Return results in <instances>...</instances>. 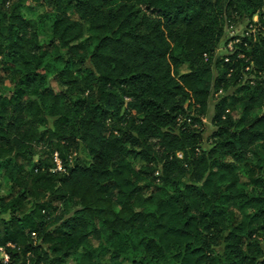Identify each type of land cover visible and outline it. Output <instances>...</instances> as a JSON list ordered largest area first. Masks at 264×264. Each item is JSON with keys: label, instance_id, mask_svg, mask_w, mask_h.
<instances>
[{"label": "trees", "instance_id": "trees-1", "mask_svg": "<svg viewBox=\"0 0 264 264\" xmlns=\"http://www.w3.org/2000/svg\"><path fill=\"white\" fill-rule=\"evenodd\" d=\"M6 83L0 264H264V0H0Z\"/></svg>", "mask_w": 264, "mask_h": 264}, {"label": "rangeland", "instance_id": "rangeland-1", "mask_svg": "<svg viewBox=\"0 0 264 264\" xmlns=\"http://www.w3.org/2000/svg\"><path fill=\"white\" fill-rule=\"evenodd\" d=\"M48 7L47 6H39V5H34L31 2H26V5L24 7V10L22 11L23 16L26 19H30V20H34L36 18H38L39 15H42L45 12H48ZM255 20V19H254ZM248 21L247 20H241L237 23H235L233 26H235L233 28L234 30V35H240L243 31L244 28L247 26ZM230 26H226L225 30H224V34L223 37L221 39L220 42V48L218 50V54L221 56L222 55V46L223 43L227 40L228 36H230L229 31L231 32V30H229ZM51 37V32H50V23L49 22H45L40 26V30H39V41L40 44L46 45L48 43V41L50 40ZM81 44H85V46H89L87 47L88 49H91V46H93L95 44V42L93 41V33L89 30V29H85L84 33L82 35V38L80 40ZM50 62L52 63V70L55 71H61V69H63L62 65H59L57 62L50 60ZM90 64L86 63V65L84 66L83 70H81L80 72V76H83L89 69H90ZM180 72L181 73H186L187 72V68L184 66L182 68H180ZM54 75V74H53ZM49 76L48 80H47V86L49 88H51L55 93H61L63 92V90L66 89V87L62 86L61 84L58 83V81H56V77ZM213 77L215 76V74H213ZM55 76V75H54ZM213 77L211 80V83L213 82ZM8 88V84L6 83L5 85H1L0 84V94L5 93V89ZM233 91H229L225 94H219L216 98L213 99V101L210 102V106H209V112H208V116L205 117L204 123H205V130L203 132V137H202V147L203 148H210L211 147V134L212 132L215 130L213 126H211L210 124V120L211 117L213 115L214 112V106L216 104V101L219 100L220 97L226 96L228 98V100H231L230 97L233 95ZM124 108H126V102L124 103V106L122 107V111L124 110ZM234 113V112H233ZM132 115H135V112L132 111ZM238 116V113L235 112V114H233V117ZM261 151V150H260ZM260 151H258L260 153ZM253 153H250L248 155L249 158H251L253 161H255V159L252 157ZM81 158H85L84 153H81L80 155ZM56 158V157H55ZM142 165V163L139 160L134 161V166L138 169L140 166ZM58 169H60V165L59 163L57 164ZM238 168V172L240 173L243 181H246V172L243 168L242 165H237ZM157 182V181H156ZM9 190V184L7 183V181L3 178L2 174L0 173V191L1 193H8ZM247 212V209L245 210ZM238 213V216H240V213ZM263 244H264V239L262 240ZM3 257V256H2ZM110 254H108L105 258V260L108 262L110 259ZM68 264H74V258H71L68 261ZM116 264H130V260L129 259H120L117 261Z\"/></svg>", "mask_w": 264, "mask_h": 264}, {"label": "built area", "instance_id": "built-area-1", "mask_svg": "<svg viewBox=\"0 0 264 264\" xmlns=\"http://www.w3.org/2000/svg\"><path fill=\"white\" fill-rule=\"evenodd\" d=\"M257 22H258V17L257 16L253 17V23H257ZM234 27L235 26L229 27V30H231V32L229 31L230 36H228L227 40L223 43L221 56L228 57L229 55H231L233 52V48H234L233 46L237 43H240V37L242 38L243 36H247L250 33V31H251V33L254 32V28L252 26L248 25L244 28V31L238 36V35L233 34L234 33L233 28ZM239 57L243 58L242 55H239ZM225 61H227V60H225ZM248 70L249 69L246 68V71H248ZM55 160L58 163V160L57 159H55Z\"/></svg>", "mask_w": 264, "mask_h": 264}]
</instances>
